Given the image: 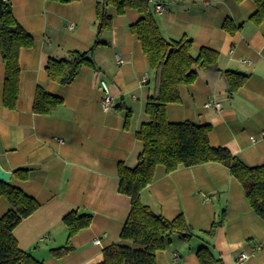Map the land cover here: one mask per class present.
<instances>
[{"label": "crops", "instance_id": "0c3cea01", "mask_svg": "<svg viewBox=\"0 0 264 264\" xmlns=\"http://www.w3.org/2000/svg\"><path fill=\"white\" fill-rule=\"evenodd\" d=\"M10 1L33 46L19 52L14 108L3 104L5 66L0 53V167L11 172L8 182L39 203L12 232L19 248L44 264H97L104 247L122 242L130 197L119 191L118 166L137 163L143 144L136 132L148 121L145 104L154 87L141 43L129 29L139 13L127 8L117 14L108 6L111 25L98 32L100 0ZM148 2L164 38L187 36L192 54L201 47L218 54L220 71L200 70L191 84L181 85L180 101L167 105V119L209 123L211 146L227 148L249 167L264 164V18L259 23L251 19L255 2L167 0L161 14ZM97 39L101 44L94 46ZM89 49L93 65L82 66L71 83L61 85L48 77L49 58ZM223 71L245 77L234 92L229 93ZM101 79L114 98L113 109L106 112L100 106ZM37 87L61 97L62 103L47 114L34 112ZM209 100L219 102L220 109L205 107ZM127 109L131 118L125 126ZM244 195L241 182L220 162L179 166L171 172L156 166L152 181L141 191L142 202L168 220L182 214L195 234L189 240L172 236L156 252L157 264H199L196 250L202 243L221 264H264V220ZM9 207L0 196V216ZM73 210L90 213L91 222L70 238L71 250L53 255V249L67 244L63 217ZM211 228L212 236H207ZM97 236L100 244L93 242ZM243 251L248 257L238 260Z\"/></svg>", "mask_w": 264, "mask_h": 264}, {"label": "trees", "instance_id": "16d2710c", "mask_svg": "<svg viewBox=\"0 0 264 264\" xmlns=\"http://www.w3.org/2000/svg\"><path fill=\"white\" fill-rule=\"evenodd\" d=\"M69 2L71 0H56ZM149 0H100L97 6L96 26L100 32L109 28L112 15L107 7L113 6L117 14L127 8L138 11L139 18L129 25L137 36L149 69L153 72V91L149 94L145 111L148 121L136 132L143 146L133 167L118 166L119 191L130 197V210L121 227L119 243L103 249V259L97 264H157L156 252L164 249L172 236L189 240L195 236L193 229L182 214L168 220L152 213L142 202L140 194L154 175L156 166L162 165L167 172L179 166H192L208 161H216L229 168L243 187L253 211L264 220V164L247 166L227 148L209 144V123H195L190 120L171 122L166 109L171 102L180 101L179 87L191 84L200 70L220 71L218 54L213 49L201 47L192 54V39L182 36L167 40L163 37ZM256 10L251 15L256 23L264 18V0H253ZM228 22L225 20L224 26ZM33 38L23 29L13 15L10 0H0V53L5 66L3 104L14 108L19 92V52L21 48L33 46ZM101 44L97 39L95 45ZM91 50H70L62 58H49L45 64L48 77L61 85L71 83L82 66H91ZM227 79L229 93L241 86L244 76L233 71H223ZM62 103V98L37 87L32 109L36 113L47 114ZM131 118L129 109L125 112L124 125ZM21 170V169H17ZM0 196L9 202V209L0 216V264H44L30 252L19 248L12 232L19 222L34 212L38 201L23 192L11 182L0 181ZM92 219L90 213L70 211L63 217L67 227V244L53 249V255L61 256L71 250L70 238L87 227ZM215 224H213L214 227ZM213 228L206 231L212 236ZM199 264H221L211 248L203 244L196 250Z\"/></svg>", "mask_w": 264, "mask_h": 264}, {"label": "built area", "instance_id": "2783aa9c", "mask_svg": "<svg viewBox=\"0 0 264 264\" xmlns=\"http://www.w3.org/2000/svg\"><path fill=\"white\" fill-rule=\"evenodd\" d=\"M167 2V0H152L153 3V7L152 9L154 10V12H156L157 14H161L162 11L165 8V3ZM69 27H72V23H70ZM118 62L121 63L123 61V59L121 58H117ZM146 80V77H143V81ZM99 88L101 90V92L103 93L101 100H100V106L101 109H103V111H110L111 109H113L114 107V98L110 92V88H109V84L105 81L102 80L99 82ZM205 107H214L216 109H220V103L219 102H214V100H209L205 103ZM262 137H264V129L261 132ZM252 141L255 139V137H251ZM93 242L96 244H100L101 243V238L99 236L94 237ZM248 257L246 252H241L239 253L237 259L238 260H244Z\"/></svg>", "mask_w": 264, "mask_h": 264}, {"label": "water", "instance_id": "95a60500", "mask_svg": "<svg viewBox=\"0 0 264 264\" xmlns=\"http://www.w3.org/2000/svg\"><path fill=\"white\" fill-rule=\"evenodd\" d=\"M11 177V172L6 171L0 167V181L8 182Z\"/></svg>", "mask_w": 264, "mask_h": 264}]
</instances>
